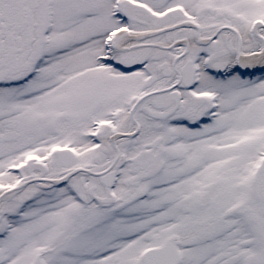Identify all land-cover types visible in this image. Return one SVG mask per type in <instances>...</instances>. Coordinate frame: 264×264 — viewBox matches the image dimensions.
Instances as JSON below:
<instances>
[{
    "label": "snow or ice",
    "instance_id": "6c2138e0",
    "mask_svg": "<svg viewBox=\"0 0 264 264\" xmlns=\"http://www.w3.org/2000/svg\"><path fill=\"white\" fill-rule=\"evenodd\" d=\"M0 264H264V0H0Z\"/></svg>",
    "mask_w": 264,
    "mask_h": 264
}]
</instances>
